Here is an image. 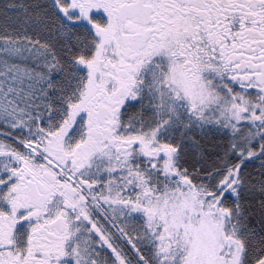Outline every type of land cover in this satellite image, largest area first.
Masks as SVG:
<instances>
[{
  "label": "snow or ice",
  "instance_id": "snow-or-ice-1",
  "mask_svg": "<svg viewBox=\"0 0 264 264\" xmlns=\"http://www.w3.org/2000/svg\"><path fill=\"white\" fill-rule=\"evenodd\" d=\"M0 264H264V0H0Z\"/></svg>",
  "mask_w": 264,
  "mask_h": 264
}]
</instances>
